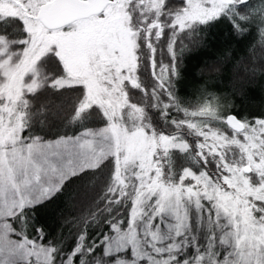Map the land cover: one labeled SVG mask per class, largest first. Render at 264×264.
<instances>
[{
    "label": "snow or ice",
    "instance_id": "obj_1",
    "mask_svg": "<svg viewBox=\"0 0 264 264\" xmlns=\"http://www.w3.org/2000/svg\"><path fill=\"white\" fill-rule=\"evenodd\" d=\"M264 0H0V264H264Z\"/></svg>",
    "mask_w": 264,
    "mask_h": 264
},
{
    "label": "trees",
    "instance_id": "obj_2",
    "mask_svg": "<svg viewBox=\"0 0 264 264\" xmlns=\"http://www.w3.org/2000/svg\"><path fill=\"white\" fill-rule=\"evenodd\" d=\"M218 53L194 52L191 56V67L203 69L204 79L215 82L223 90L235 88L244 91L251 97L255 109L264 104V79L259 75L252 76L244 70L247 54L241 48L237 51L238 59L224 62L216 58Z\"/></svg>",
    "mask_w": 264,
    "mask_h": 264
}]
</instances>
